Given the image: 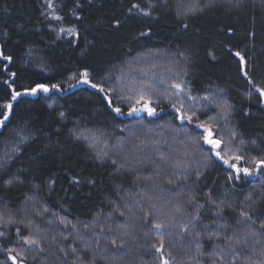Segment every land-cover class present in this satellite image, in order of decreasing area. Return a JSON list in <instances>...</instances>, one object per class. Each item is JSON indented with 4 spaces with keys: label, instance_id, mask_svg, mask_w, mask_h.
I'll use <instances>...</instances> for the list:
<instances>
[{
    "label": "trees",
    "instance_id": "trees-1",
    "mask_svg": "<svg viewBox=\"0 0 264 264\" xmlns=\"http://www.w3.org/2000/svg\"><path fill=\"white\" fill-rule=\"evenodd\" d=\"M50 2L52 7L49 0H0V52L12 57L11 62L0 58V104L10 100L5 80L21 92L36 83H59L64 89L21 96L0 130V212L17 221L6 229L8 238L0 240V247L21 252L26 256L23 264H41L27 245L15 242L17 227L25 236L38 228L49 241L55 237L80 250L84 260L91 253L83 250V241L76 236L93 244L99 239L106 258H97L96 264H160V253L152 245L159 246L161 239L171 264H194L197 251L190 223L198 215L194 200L205 205L199 211V230L205 225L216 228V223L229 225L216 229L218 238L203 239L201 259L211 264L207 254L214 245L223 246L233 231H248L236 223L237 212L246 195L252 193L255 199L264 192V177L229 180L219 162L206 160V152L188 143L190 135L169 131L172 115L167 101L177 97L168 93L175 92L172 83L183 82L192 95L214 97L219 104L208 107L209 115H217L220 105L231 109L222 134L234 129L246 140L264 142V101L241 74L234 55L240 52L256 85L264 84L261 0H245L242 9L217 7L182 17L177 16L175 0H169L171 8L162 7L161 0ZM150 2L156 5L150 16L136 9L129 12L133 4L147 10ZM196 2L184 0L186 5ZM205 2L199 0V6ZM84 70L110 90L114 104L125 113L135 103L139 81L151 78L157 87L149 91L160 101L154 106L165 111L158 117L116 116L106 106L104 94L85 85L70 87L76 84L71 77ZM219 123L225 125L222 118ZM74 133L87 139H77ZM242 166L250 167L246 162ZM169 178L176 187L167 183ZM8 179L15 182L9 186ZM209 194L217 203L225 201L222 218L213 215L216 209L207 203ZM44 208L49 211L43 217L36 215ZM252 215L257 219L255 231L264 232L259 228L264 204L254 205ZM144 217L167 224L164 235L144 225ZM184 225L189 226L187 233ZM124 228L133 233L127 255L113 261L103 249L113 251L110 239ZM69 232L72 235L64 241ZM250 239L262 241L251 245L257 250L264 246V237ZM262 259L253 256L257 264ZM0 264H12L7 251H0Z\"/></svg>",
    "mask_w": 264,
    "mask_h": 264
},
{
    "label": "snow or ice",
    "instance_id": "snow-or-ice-1",
    "mask_svg": "<svg viewBox=\"0 0 264 264\" xmlns=\"http://www.w3.org/2000/svg\"><path fill=\"white\" fill-rule=\"evenodd\" d=\"M261 5L264 6V0H261ZM48 6H53L50 0ZM155 6L156 5L154 3L150 2L148 9L145 10L141 8L139 4H133L129 9V12L131 13L132 9H136L140 14L150 16L152 14L151 10ZM161 6L165 8L172 7L169 0H161ZM175 6L177 16L182 17L195 15L197 12H204L205 9H215L217 7H228L229 9L234 7L242 9L245 7V0H206L202 7L199 6V0L191 5H186L184 0H175ZM185 9H187V11H185ZM55 18L58 20L61 19L59 16H56ZM119 24L120 22L116 21L117 27ZM184 27L187 28L188 25L184 24ZM234 55L238 57L239 70L245 80L252 86V89L259 94V98L264 99V84L261 86L256 85L249 74L247 61L240 52H236ZM0 58H3L8 62L12 61V57L4 55L3 52H0ZM11 75L15 77L16 74L13 72ZM71 79L76 80V84L70 85V87L74 88L77 85H85L98 93L104 94L103 99L107 102L106 106L111 110V112L115 113L116 116H122L125 114L128 116H139L141 113H146L148 117H158L159 113L165 111L163 107L158 110L157 107L154 106L155 104L160 103V101L158 99L154 100L153 94L149 91H155L157 87L152 82L151 78L139 81L141 87L137 89L138 95L136 96L135 103L129 106L126 113L122 107L114 104L111 99L110 90L106 88L104 84L95 82V79L88 70H84L78 75L72 76ZM5 83L11 91L7 94L10 96V100L6 103L0 104V108H3V111L0 112V128L5 127L6 122L12 114L14 102H16L21 96H36L39 93L48 94L53 91L61 92L64 90L62 85L59 83H36L34 86L25 88L24 91L21 92L13 87V85L7 80H5ZM170 87L175 89V92L168 93V95L176 96L177 99L175 101H167L169 107L171 108L172 115V125L168 129L169 131L174 132L177 135L183 132L186 137H189L190 135L188 143L197 145L199 152H206V160H215L216 162H219V164L227 170L229 180L239 181L242 176L264 177V142L257 144L256 140H246L244 137L239 136V133L234 129H231L226 133L227 138L225 134H222L226 125L230 123V106L220 105L217 115H209L208 107L213 104H219L214 97H199L192 95L191 91L185 87L183 82L172 83ZM111 91H114V89ZM248 95H252L251 90L248 92ZM181 96L183 98H180ZM121 99H124V97L121 96ZM201 100L207 101L208 104H202ZM60 115L63 116L64 113L61 112ZM221 118L225 121L224 126L219 123ZM176 121H179V127L175 126ZM121 131H124V129H121ZM74 135L77 139H87L83 133H74ZM238 136L239 139H237ZM161 159H163V157H161ZM242 162H246L250 165V167L242 166ZM112 163L116 164L117 162L116 160H113ZM200 175L201 174L197 175V179H199ZM181 179L187 180L188 177L186 175H181ZM14 182V179L7 180V184L9 186H11ZM167 183L172 187H176V183H174L172 178H169ZM228 194L229 193L226 192L225 196ZM145 198L149 200L151 199L150 196ZM244 201L245 203L241 205L237 212L239 219H237L236 223L241 225L243 228L248 229V231L243 234L238 231H233L232 235L228 237L227 243L223 246L214 245L213 251L207 254L211 264H237L238 261L240 264H257V262L253 260V256L258 255L264 258V246H262L259 250L251 246L252 244H261L262 241L250 239L257 235L264 237V232L257 233L255 231L253 226L257 224V219L252 215L254 205L264 204V192H261L260 196L255 199L254 195L249 193L245 196ZM192 203L195 205V210L198 213L197 216L192 217L190 222L192 227L191 235L197 251V255L193 258V261L194 264H203L201 257L205 255L202 251L203 239L205 235H207L209 240H211L213 236H217L218 238L216 229H227L229 225L226 222L216 223V221H213V223H216V228L210 229L208 225H205L203 230H199L197 228V221L200 219L199 211L200 209H203L205 205L197 204L194 200ZM207 203L212 204L216 209L213 215L217 218H222L225 201L221 199L219 203H217L216 200L212 199L211 194H209ZM227 206L232 207L231 202H229ZM48 211V208H44L42 212H37L36 215L43 217L44 213H47ZM129 211H131V209H129ZM177 211L179 212L180 209L177 208ZM120 216H125V213L120 212ZM16 223L17 221L10 214L0 212V240H6L8 238L6 229H8L10 225H14ZM62 223L65 228L69 227L67 222L62 221ZM142 223L144 225H148L150 228H154L156 230V235L158 236H163V230L168 227V225L163 222L153 223L147 217L142 218ZM72 227L75 228L74 225ZM259 228L264 229V219L260 220ZM101 231H103V229H101ZM109 231L111 232L112 229L109 228ZM183 231L187 233L189 231V226L184 225ZM15 232V242L17 244L22 242L23 245H27L28 251L34 253L33 259L39 258L41 264H96L97 258H106L100 251L99 239L95 240L93 244L92 240H85L80 235L76 236V239L83 241V250L91 253L90 259L84 260L81 255L78 254L80 250L75 247H71L70 245H65L63 242H57L55 237H52L51 241H49L47 236L40 235L38 228L35 234L30 233L27 236L21 232L19 227L15 229ZM71 235V232L65 234L63 236V240L67 241ZM132 236L133 233L129 232L127 228H124V231L120 235L110 239V246L113 251H109L108 248H105L103 249V252H108L113 261L116 256L122 257L127 255V251L125 250L126 244ZM152 248L155 249V252L160 253V264H171V260L169 258H165L163 239L160 240L159 246L153 244ZM217 249L219 251H216ZM0 251H7L8 260H10L12 264H18V262L19 264H23V261L26 259L25 255H22L21 252H16L14 248L0 247ZM13 252H15V255H12ZM249 253L251 254L249 255ZM69 257L72 259L70 260ZM259 264H264V259L260 260Z\"/></svg>",
    "mask_w": 264,
    "mask_h": 264
},
{
    "label": "rangeland",
    "instance_id": "rangeland-1",
    "mask_svg": "<svg viewBox=\"0 0 264 264\" xmlns=\"http://www.w3.org/2000/svg\"><path fill=\"white\" fill-rule=\"evenodd\" d=\"M263 101H264V99H263ZM142 115H146V113H141L139 116H142ZM136 116H137V115H136ZM146 116H147V115H146ZM1 129H2V128H0V130H1ZM138 137H140V136H138ZM135 139H137V137H134V140H135ZM132 143H133V142L129 143L128 146L132 145ZM128 146H127V147H128ZM133 148H134V146H132L131 149H133ZM133 150H134V149H133ZM137 150L139 151V148H138Z\"/></svg>",
    "mask_w": 264,
    "mask_h": 264
}]
</instances>
